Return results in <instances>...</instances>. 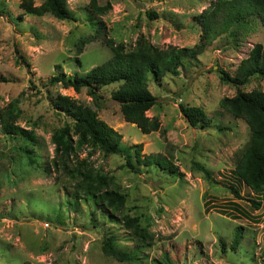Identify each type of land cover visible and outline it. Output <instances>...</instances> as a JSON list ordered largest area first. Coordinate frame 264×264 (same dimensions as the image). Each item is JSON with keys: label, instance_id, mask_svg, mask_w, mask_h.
<instances>
[{"label": "rangeland", "instance_id": "rangeland-1", "mask_svg": "<svg viewBox=\"0 0 264 264\" xmlns=\"http://www.w3.org/2000/svg\"><path fill=\"white\" fill-rule=\"evenodd\" d=\"M33 1L40 6L45 0ZM97 1L111 6L106 15L95 14L91 0H68L74 20L62 21L25 14L22 0H0V113L15 102L18 124L36 134V143L27 147L29 158L19 139L2 133L0 123V264H263L264 194L254 193L234 174L250 129L220 102L239 90L264 91L260 78L240 88L222 81V72L235 76L251 50L264 44V24L253 18L243 29L233 28L235 36L229 32L215 39L178 75L149 80L158 105L147 115L160 120L159 132L145 135L125 121L112 99L119 84L100 91L99 118L123 135V146L143 144V154H161L183 173L139 166L132 153L138 169L133 172L125 157L87 146L71 157L87 159L115 179L125 196L124 214L138 218L154 235L152 245L138 246L121 215L110 217L91 200L77 198L70 178L50 166L54 133L72 123L52 100L61 94L94 107L86 89L77 93L50 81L85 76L109 61L108 39L128 50L141 36L160 48H193L202 35L197 17L217 0ZM181 106L202 108L211 122L205 128L191 126ZM195 164L208 169L212 179ZM252 200L260 201L258 209ZM239 228L242 241L233 251ZM108 239L133 261L107 257L102 247Z\"/></svg>", "mask_w": 264, "mask_h": 264}, {"label": "trees", "instance_id": "trees-1", "mask_svg": "<svg viewBox=\"0 0 264 264\" xmlns=\"http://www.w3.org/2000/svg\"><path fill=\"white\" fill-rule=\"evenodd\" d=\"M20 8L28 15L37 17L51 15L62 21L74 20L68 8V0H45L40 6H36L33 0H22ZM90 8L95 14L104 16L111 6H100L97 0H91ZM253 18L264 24V0H217L197 17L202 35L200 42L193 48L176 46L160 48L141 36L135 46L128 50L124 44L108 39L106 44L113 52L109 61L99 64L85 76L67 78L59 75L51 79L50 84H61L64 88H72L77 93L86 89L93 99L94 107L61 94L52 100L54 108L70 117L72 123L69 122L54 133L52 141L55 145V157L50 166L58 174L70 178L77 198L85 197L91 200L110 217L121 215L118 219L124 224L125 229L130 231L138 246L152 245L154 235L141 227L138 218L124 214L125 196L120 192L115 179L97 171L87 159L77 157L73 161L71 157L78 149L87 146L94 151L100 150L105 156L125 157L127 167L133 172L138 169L132 161V153L135 154L139 166L156 167L172 176H182L183 173L169 158L161 154H143V144L123 146V135L99 118L98 112L103 108L104 99L100 91L109 85L119 84L118 89L112 94V99L119 104L125 121L135 125L145 135L159 132L160 120L147 115L158 105V98L150 91L149 80L153 79L157 83L167 75H178L187 61L197 60L196 58L202 55L215 39L225 33L233 34L231 31L233 28H244V25H248ZM253 78L264 79V44H258L251 50L248 58L239 64L235 76L222 72V81L237 88L249 84ZM220 107L231 117L244 120L251 133L248 145L237 158L234 174L254 193L264 194V91L239 90L234 97L223 98ZM181 110L187 122L193 127L201 125L205 128L211 122L202 108L181 106ZM19 117V108L15 102L5 107L0 113L1 131L9 137L19 139L21 146H25L24 149L20 146V149L30 158L32 151L27 147L36 143V134L22 128L17 122ZM74 136L77 137L76 143L73 142ZM194 166L204 173L205 177L212 179L211 172L204 166L199 164ZM233 192L239 196L237 190L233 189ZM251 203L256 209L261 205L260 201L256 200H252ZM240 230L241 228L236 230V236L230 246L233 251L241 244ZM223 245L225 248L224 243ZM102 250L107 257L119 262H130L134 259L128 253L118 250L112 239L104 241Z\"/></svg>", "mask_w": 264, "mask_h": 264}]
</instances>
